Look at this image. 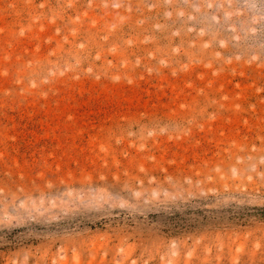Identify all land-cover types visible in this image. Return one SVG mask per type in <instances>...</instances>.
Masks as SVG:
<instances>
[{"label": "rangeland", "instance_id": "374dc122", "mask_svg": "<svg viewBox=\"0 0 264 264\" xmlns=\"http://www.w3.org/2000/svg\"><path fill=\"white\" fill-rule=\"evenodd\" d=\"M0 264H264V0H0Z\"/></svg>", "mask_w": 264, "mask_h": 264}]
</instances>
